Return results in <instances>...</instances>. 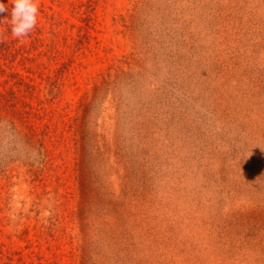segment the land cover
I'll return each mask as SVG.
<instances>
[{
  "label": "rangeland",
  "instance_id": "rangeland-1",
  "mask_svg": "<svg viewBox=\"0 0 264 264\" xmlns=\"http://www.w3.org/2000/svg\"><path fill=\"white\" fill-rule=\"evenodd\" d=\"M38 8L0 57L38 115L0 113V264H264V0Z\"/></svg>",
  "mask_w": 264,
  "mask_h": 264
},
{
  "label": "trees",
  "instance_id": "trees-1",
  "mask_svg": "<svg viewBox=\"0 0 264 264\" xmlns=\"http://www.w3.org/2000/svg\"><path fill=\"white\" fill-rule=\"evenodd\" d=\"M5 5L9 7V9H12L14 6L12 2H10V4L5 3ZM4 25H7L6 28L3 27ZM8 37H10L11 41L17 40L13 39L10 23L7 21L4 23V21L0 19V45L2 47L0 50V57L9 56L11 53H13L7 40ZM16 53L19 52L17 51ZM23 97L24 96L22 94L16 92L15 90H11L10 92H4L0 90V113L4 114L2 115L3 117L12 120L11 122L14 125L16 124L17 120H19L21 125L23 124L29 129V135L34 137L38 136V130H36L37 127L32 124V119L38 116L37 112L35 111L34 106H32L30 103H27L25 100H22ZM9 116L12 118H9Z\"/></svg>",
  "mask_w": 264,
  "mask_h": 264
},
{
  "label": "clouds",
  "instance_id": "clouds-1",
  "mask_svg": "<svg viewBox=\"0 0 264 264\" xmlns=\"http://www.w3.org/2000/svg\"><path fill=\"white\" fill-rule=\"evenodd\" d=\"M13 3L11 10V31L14 37L27 36L36 26L38 17V0H10ZM8 10L0 0V14Z\"/></svg>",
  "mask_w": 264,
  "mask_h": 264
}]
</instances>
